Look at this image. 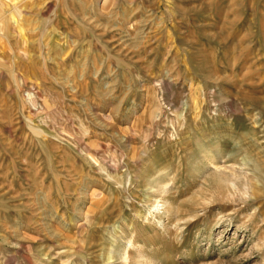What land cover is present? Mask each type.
Listing matches in <instances>:
<instances>
[{"label":"rangeland","instance_id":"374dc122","mask_svg":"<svg viewBox=\"0 0 264 264\" xmlns=\"http://www.w3.org/2000/svg\"><path fill=\"white\" fill-rule=\"evenodd\" d=\"M263 161L264 0H0V264H264Z\"/></svg>","mask_w":264,"mask_h":264},{"label":"bare ground","instance_id":"6f19581e","mask_svg":"<svg viewBox=\"0 0 264 264\" xmlns=\"http://www.w3.org/2000/svg\"><path fill=\"white\" fill-rule=\"evenodd\" d=\"M219 160L220 158L217 157V155L216 156L212 155L208 159V161H205L200 166H198L196 170L197 179H200L203 177L212 178L216 174L221 175L225 167H223L224 163L219 165L220 163ZM170 187H171L170 183H165V182L160 183L157 181L155 183H152L151 186L147 188L146 198L150 199L149 201L151 202L149 215L152 216L154 219L159 220L164 215H166V217L168 218L174 212V203L173 202L168 203ZM96 197H98L97 194L91 193L89 197L90 198L89 201L93 200ZM96 205H97V202H96ZM85 223H87L86 219H85ZM33 225H34L33 230L35 231V233L40 234V232H42V228H41V224L38 221V219H36V221L33 222ZM126 225L130 226L131 224L127 222ZM105 227L103 229H105ZM109 228H115V224H113ZM109 228L105 229L107 232V238H106L107 242L106 243L104 242V244L103 243L101 244V248H105L103 250V253L100 252V255H99L100 258H102L101 260L102 263L104 264H157L156 255L158 254H155L152 257H148V255L142 249V246L137 241H135L134 234H133L134 232H129L128 234L126 232L122 233L121 235H123V237L121 239V245L119 246L118 249H114L118 246L117 238L119 234L115 233V234L110 235L111 232L108 233Z\"/></svg>","mask_w":264,"mask_h":264}]
</instances>
